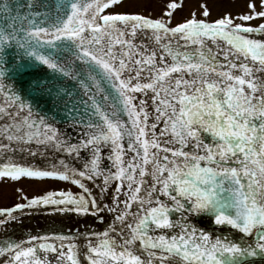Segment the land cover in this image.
Returning a JSON list of instances; mask_svg holds the SVG:
<instances>
[{
	"label": "snow or ice",
	"instance_id": "6c2138e0",
	"mask_svg": "<svg viewBox=\"0 0 264 264\" xmlns=\"http://www.w3.org/2000/svg\"><path fill=\"white\" fill-rule=\"evenodd\" d=\"M124 4L0 2V178L79 189L21 192L24 202L0 207V224L40 205L101 223L112 214L100 231L5 241L2 264H84L81 247L87 264L264 262V0L212 20L202 0L201 18L192 11L174 25L180 0L156 17L110 11ZM39 66L55 85L34 74ZM44 96L78 137L39 111ZM49 149L66 156L49 161ZM190 217L230 226L241 239L212 238Z\"/></svg>",
	"mask_w": 264,
	"mask_h": 264
},
{
	"label": "water",
	"instance_id": "95a60500",
	"mask_svg": "<svg viewBox=\"0 0 264 264\" xmlns=\"http://www.w3.org/2000/svg\"><path fill=\"white\" fill-rule=\"evenodd\" d=\"M2 2V0H0ZM15 2V0H13ZM23 2V0H21ZM15 9L13 10V15H15ZM7 13L0 14V23H7L6 20H4L2 17H6ZM11 55V53H9ZM35 75H38L40 78H44L45 76L48 77L49 80L52 81V84L55 85L57 81L52 80V72L49 70L46 66H39ZM61 84L67 83L68 85L73 84L74 82L71 80H64L61 79L58 81ZM79 94V93H78ZM27 98V97H25ZM5 98L2 94H0V102H4ZM33 103L35 101H32ZM8 103H11V101H8ZM62 107V104L60 105ZM39 111L41 113H55L56 115V122L55 126L61 129L65 134H71L73 138L78 137L79 132L74 131L72 127H67L65 125L64 117L61 114L60 108L55 107L52 103V100L49 99L47 96L41 97L39 99ZM26 113V110H25ZM126 119V117H124ZM6 118H0V126H3L5 123ZM52 122V121H49ZM33 148L37 147V145L32 144ZM105 152L108 151L107 148L104 149ZM48 152L50 153L47 155V159L49 161H53L54 157L59 158L60 156H66L64 153L56 152L52 153V150L49 149ZM23 155V154H19ZM86 153H81V156H86ZM29 162L32 161L31 156L25 157ZM35 161L37 164L43 165L44 164V158L37 155L35 157ZM105 165L107 166L108 161H104ZM76 166L79 167V163H76ZM150 179V178H149ZM70 184V183H68ZM71 185V184H70ZM75 186V185H73ZM76 187V186H75ZM110 197H111V188L108 190V192L105 194V200L106 202L110 203ZM49 206H32L31 208H25L21 211H18L14 213L16 215V220H11L6 222L5 224H0V246L3 245L5 241H20L24 240L28 234L31 235H42L44 233L48 232H62L65 234H71V230L78 229L79 232H84L85 228L89 230H96L100 231L103 230L105 224L107 222L111 221L112 214L108 211H105L103 213L104 215V222H97L93 217L86 215V216H79L75 213L70 212H59L56 211H49ZM56 207V206H52ZM132 211H135V205L133 206ZM178 215L174 214V217ZM190 219L193 220L194 223L197 224L199 228H202L205 231H208L210 233V236L212 238L216 237H227L229 239H232L234 241H238L241 239V234L238 232V230L232 229L230 226H216L211 223H209L207 218H195L190 217ZM165 231H168L165 229ZM244 239H250L248 237H245ZM80 245H83V238L80 237L77 241ZM83 247H81V256L80 259L84 261V264H87L86 260H84L83 256ZM50 257L54 258V254L51 252L48 254ZM8 259L6 255L0 256V264H2L3 260ZM255 264H264L259 258L255 260Z\"/></svg>",
	"mask_w": 264,
	"mask_h": 264
},
{
	"label": "rangeland",
	"instance_id": "374dc122",
	"mask_svg": "<svg viewBox=\"0 0 264 264\" xmlns=\"http://www.w3.org/2000/svg\"><path fill=\"white\" fill-rule=\"evenodd\" d=\"M182 7H178L172 13L171 24L178 23L187 18L192 11H195L197 18H201L200 3L202 0H180ZM209 7L211 8V15L207 17L208 20L216 18L224 11L231 12L233 14L238 12H246L247 0H207ZM168 0H137V3L133 5L125 0V4L119 8L110 9V11H140L145 14H151L153 17L159 16ZM257 7H259L257 3ZM249 23H258L253 20ZM67 186L63 183L55 181H29L23 179L22 181H0V207H10L16 202H23L21 192L23 195L31 197L32 195L42 194L47 190H59L65 189ZM21 191H17V190Z\"/></svg>",
	"mask_w": 264,
	"mask_h": 264
},
{
	"label": "flooded vegetation",
	"instance_id": "af4514ba",
	"mask_svg": "<svg viewBox=\"0 0 264 264\" xmlns=\"http://www.w3.org/2000/svg\"><path fill=\"white\" fill-rule=\"evenodd\" d=\"M2 180H10V181H12L11 179H9V178H0V181H2ZM23 179H20V180H18V181H22ZM65 186H67L65 189H68V190H71V191H73V192H78L74 187H72V186H68V185H65ZM54 191V190H53ZM43 194V193H42ZM22 201L24 202V200H23V198H22ZM16 203H18V202H16ZM41 206V205H40Z\"/></svg>",
	"mask_w": 264,
	"mask_h": 264
}]
</instances>
